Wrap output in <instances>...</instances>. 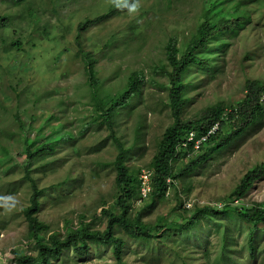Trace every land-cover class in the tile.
<instances>
[{
	"label": "rangeland",
	"instance_id": "374dc122",
	"mask_svg": "<svg viewBox=\"0 0 264 264\" xmlns=\"http://www.w3.org/2000/svg\"><path fill=\"white\" fill-rule=\"evenodd\" d=\"M114 1L30 0L16 6L0 0V264H13L12 250L35 253L23 214L31 194L26 172L39 188L47 189L37 216L49 226V233L64 234L81 221L105 228L107 218L101 210L115 199V171L101 162L113 160L116 148L105 126L93 124L79 132L90 119L96 98L77 55L75 36L79 22L105 12ZM203 1L137 0L122 14L100 20L81 33V47L97 59L95 68L104 91L114 93L130 71H144L147 82L132 102L134 106L120 110L115 127L125 147H132L128 165L143 172L157 140L173 121L163 85L166 77L154 73V66L165 63L164 46L170 37L179 46L195 30L203 19ZM247 6L249 20L243 28L222 35L223 46H212L217 65L211 73L196 68L186 93L189 100L181 111L183 118L217 102L228 105L239 100L247 78L264 82V7L256 2ZM60 125L75 139L26 161L25 136L41 138ZM263 158L264 121L250 126L179 179L178 192L187 212L176 207L172 190L165 200L147 208L134 200L132 212L141 210L144 221L161 225L162 217L181 218L194 206L219 208L240 177ZM262 201L264 175L234 204ZM248 228L236 216L223 214L203 219L196 229L168 230L148 242L133 239L119 228L115 231L124 240L123 258L128 264H264V232L254 236L251 251ZM53 264L116 263L111 247L94 245L83 256L65 250Z\"/></svg>",
	"mask_w": 264,
	"mask_h": 264
},
{
	"label": "trees",
	"instance_id": "16d2710c",
	"mask_svg": "<svg viewBox=\"0 0 264 264\" xmlns=\"http://www.w3.org/2000/svg\"><path fill=\"white\" fill-rule=\"evenodd\" d=\"M7 1L20 6L30 0ZM136 1L115 0L105 12L79 22L75 36L79 47L77 55L83 61L89 90L96 98L90 119L82 124L79 132L82 134L93 124L105 126L108 130L107 138L116 148L113 160L101 162L103 166L110 165L115 171L113 195L115 199L107 208L101 210L107 218L105 228H93L90 223L81 221L75 228L68 227L64 234L49 233V226L40 221L37 216L41 207L40 198L47 189L39 188L34 178L26 172L25 178L29 181L31 194L23 214L27 222L28 235L34 241L35 253L12 250L13 264H53L62 257L65 250H71L74 254L83 256L94 245L111 247L115 263L128 264L123 258L124 240L122 236L116 234V228L133 239L148 242L151 238L164 236L168 230L196 229L203 219L214 215H233L240 222L246 223L249 227L248 243L251 251L254 236L261 231L264 232V201L243 206L234 204L247 194L257 179L264 175V158L240 177L219 208L208 204L194 206L192 212L186 216L181 214L180 216H183L181 218L175 219L172 214L171 218L162 217L159 220H162L161 225L144 221L141 210L133 213L131 209L132 202L136 199L143 202L147 208L157 200H165L170 190L174 192L176 207L182 208L183 200L179 196L177 186L179 179L191 174L195 167L204 163L216 150L238 139L250 126L264 121V82L252 78L245 80L243 96L239 100L228 105L217 102L205 106L191 118L185 119L181 116V111L189 100L186 93L194 82L196 68L207 69L208 73H211L210 70L217 65L215 51H211L212 46H223L222 35L234 34L243 28L249 20L248 3L256 2L264 7V0H204L203 19L195 26V30L188 39L179 46L175 37L167 40L164 46L165 63L160 66L155 65L154 73L166 77V83L163 85L167 89V103L170 106L173 121L157 140L155 151L146 166L149 190L145 195L141 192L144 170L128 165L132 147H125L115 128L120 110L123 107L134 106L132 102L138 98L143 85L147 82L144 71L142 69L130 71L123 85L114 93L104 91L95 68L97 59L90 51L83 50L80 44L81 33L88 27L105 18L122 14ZM20 127L21 130L25 129L22 123ZM29 127L31 129V126ZM29 127L28 130H30ZM214 127L215 129L208 134ZM58 129L41 138H38L37 134V137L32 140L29 136H25L26 161L31 162L46 151L54 152L59 143L75 139V135L71 132L63 131L62 125ZM190 132H193L195 136L192 141H188ZM53 134H59V137L53 138ZM206 135V139L195 148V140ZM47 137L50 140L39 143ZM58 185L60 184L55 186ZM183 212H187L184 207ZM43 234H47V237ZM222 250L224 251V248ZM224 257L225 253H222L220 258L223 260ZM183 264L186 263L183 262Z\"/></svg>",
	"mask_w": 264,
	"mask_h": 264
},
{
	"label": "built area",
	"instance_id": "2783aa9c",
	"mask_svg": "<svg viewBox=\"0 0 264 264\" xmlns=\"http://www.w3.org/2000/svg\"><path fill=\"white\" fill-rule=\"evenodd\" d=\"M214 129H215V127L212 128L208 132V134L211 133ZM207 135L206 136H201L200 138H198L197 140H195L194 147L197 148L198 147V144L201 141H204L206 139ZM194 138H195V136H194L193 132H190V134L188 135V141H192V140H194ZM142 177H143V181H142V186H141V192H142L143 195H145V193L147 192V190H149V185L147 184L148 173L147 172H143Z\"/></svg>",
	"mask_w": 264,
	"mask_h": 264
}]
</instances>
